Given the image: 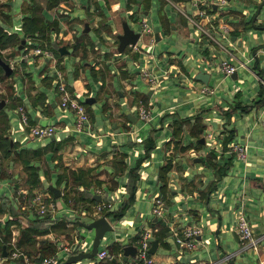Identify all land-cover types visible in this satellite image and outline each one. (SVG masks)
Returning a JSON list of instances; mask_svg holds the SVG:
<instances>
[{"label": "crops", "instance_id": "crops-1", "mask_svg": "<svg viewBox=\"0 0 264 264\" xmlns=\"http://www.w3.org/2000/svg\"><path fill=\"white\" fill-rule=\"evenodd\" d=\"M151 1L124 0L123 3L120 0H84L79 4L75 0H60L56 5L48 6L46 0L45 4H41L40 12L43 20L46 22L54 20L58 25L57 31L51 28L52 30L48 32V39L54 42L64 38L63 44L67 51L64 53L59 51L60 55H57L59 61L53 56L52 50L51 57L43 56L44 59L40 57L38 61L44 63L39 71L41 82L36 83L32 74L31 85H26L24 74H21L31 70L24 67L23 72L19 73L16 66L12 67L14 72L8 77L15 89L13 98H10L12 106H9V100L4 98L6 100L4 106L6 105L9 118L10 143L15 144L16 149L46 150L43 154L44 158H33L31 161L38 167V184L30 185L25 177V185H17V174L13 175L12 180L13 186L17 185V189L26 190L27 193L45 191L53 196L47 185L53 183L59 186L61 195L57 197V201L61 205L60 210L63 215L68 217L65 219L66 226H73L75 234H71V243L68 244L62 243L63 241L57 240L51 233L48 235L47 230H43L45 233L34 245V254L29 251L32 249L22 250L29 255V262L21 254L14 259L7 258L0 264H36L41 258L38 256L39 251L49 248L52 244H58L57 248L55 245V251L59 250L63 259L72 253V250L65 251L64 247L74 248V245L78 244L79 249H89L92 240L82 247L81 243L85 239L72 220L79 218L75 217V210L83 209L88 212L86 216L90 219L97 217L94 205L99 200L94 199L96 202H91L88 208H80L82 205L77 204L79 207L77 209L65 201L63 193L65 190L73 194L84 192L85 195L89 194L93 197L100 194V200L111 202L110 211L114 215L113 211L121 207L123 201L129 198L131 169L135 172L133 200L129 202L123 215L115 219L122 221L127 208L135 203L137 197L148 195L150 187L154 185L153 182L155 183L158 189L151 195L150 202L152 204L155 196H162L165 201V214L161 218L153 216L149 220V226L153 228L152 239L157 238L156 234L160 232L159 230H163L159 234V239L157 238L158 246L170 247L169 249L175 251L174 254L165 253L155 257L157 246L153 252L155 264L156 259L160 260L161 264L176 262L178 264H227L230 258L234 259V264H264V125L262 124L264 70L254 61V55L258 56L264 49L260 48L255 51V54H251L253 49L264 43V4L256 15L254 25L251 20L261 0H227L226 4H234L236 7L231 5L220 9L214 7L209 11L212 17H216L228 27L225 33L217 32L220 38L228 41V45L224 43L228 49H223L202 35L179 12L178 16L172 18L163 9V14L159 16V27L156 29L149 23L148 18ZM177 1H181L190 11L197 9L193 0ZM30 2V0L22 1V12L23 6ZM133 5L140 7L142 13L135 14L137 9ZM76 7L82 8L87 18L84 19L83 14H77L79 12ZM117 8L127 12L126 17L119 20L116 17ZM44 10L49 14L47 17ZM9 12L11 19L9 21L0 19V23L8 31L16 32L22 37L24 12L21 13V21L17 23L13 22L12 13ZM139 14L142 15L140 20ZM67 18L71 25L67 24ZM128 18L136 19V22L138 20L140 26L132 27ZM124 20L135 31H140L141 36L134 45H127L122 51H119L117 47L116 51L111 52V56L109 54V58H106L109 66L106 76H97L100 72L93 73L97 91L92 90L85 69L78 67L80 61L73 64V79L70 82L66 81L64 79L66 71L62 64L66 53H75L80 59H85V63L91 67L92 62L88 55L98 45L91 47L88 40L99 44L102 38L105 47L112 49L110 46L114 44L112 39L117 40L118 45L117 35L122 32ZM143 20L147 21L150 29H142ZM76 22L83 24L79 35L76 34L77 29L74 27ZM85 22L89 24L88 30H84ZM91 29L94 30L92 34L95 38L90 34ZM171 29L180 31L191 43L198 46L197 55L192 52L189 54L186 51L183 52L181 46L174 50H162L156 53L155 41L162 37L163 30L169 32ZM156 33L159 34L158 39H156ZM24 39L29 44V49L38 44L33 37ZM139 41L142 42L139 43ZM21 48L18 47V49ZM99 49L102 55L109 52V50L101 49L100 45ZM36 55L38 54L33 53L22 57L20 64H24V61L31 64ZM224 58L236 64L235 77L232 76L234 72L224 74L219 70V63ZM162 60L165 61V65H162ZM50 64L54 65L53 75H49L47 71ZM57 65L60 69H57ZM199 71L208 74L207 81L196 77ZM138 75L149 84L147 93L139 91L138 85L133 82ZM246 75L252 76V79L247 80ZM44 76L48 77L44 78ZM228 76L234 80L230 85ZM59 79L69 83L75 93L80 94L79 96L86 102L83 103L89 112V122L85 129L78 131L86 132L87 138L81 139L80 136L70 132V126L62 118H67L69 114L75 122V114L60 107L58 98H52L44 92L46 106L32 103L29 91H42L43 85L54 86L55 89ZM20 80L21 87L18 86ZM207 86L213 91L201 90ZM87 96L94 97V100L87 102L85 100ZM255 100L258 101L249 105ZM139 103L146 104L149 108L156 106L154 116L157 115L159 119L148 130L142 131V128L136 124L138 115L135 112L137 113ZM242 105L246 106L243 108ZM19 106L24 107L34 119V122L30 121V123L40 122L42 117L52 115L55 109L59 108L61 112L54 119L55 122L47 123L61 125V133H58L55 127V133L50 137H33L29 127L20 119ZM98 106L100 112L96 111ZM152 118L151 112V118L146 121H151ZM249 118H252V123L247 122ZM212 122H216L218 127H213ZM17 132L22 135L16 137L14 134ZM202 137L204 141L199 140ZM234 142L246 145L247 153L244 158L238 157L229 150L228 147ZM49 143L59 146L58 151H55L56 148L45 147ZM149 144L151 146L147 147ZM156 149H162L161 155L157 154ZM167 160L172 161V167L167 172V184L163 189L159 180V169ZM184 162H187L186 166ZM48 163L54 167L53 178L50 175ZM68 167L76 173L84 170L92 179H96V182L93 183V181L92 185L86 186L78 181L71 187L67 183L68 178L58 184L59 173H63V170ZM46 169H48L49 178L45 176ZM123 174L124 181L120 182L119 177ZM14 197L16 198L15 194ZM6 199H10L11 203L12 197H6ZM174 202H177L176 210L170 212L168 209ZM11 205L15 210H21L19 204L12 201ZM63 209L66 212L69 211V214L63 212ZM240 213L248 217L254 233L259 237L257 247L245 245L236 233L235 226ZM28 216L31 217L30 214ZM108 219L114 226L110 218ZM135 219H141V212H137ZM46 222H49L47 225H53L52 220ZM184 224L201 226L202 233L198 235V244L195 249H187L178 244L175 239L173 243L167 240L169 235L174 237L171 228L176 225L179 228ZM116 238L118 239L104 243L113 252L112 257L115 259L110 257V261L104 260L102 264H123L122 246L133 243V239L130 237V240L125 243L120 236ZM17 243L19 246L18 240ZM115 243L118 249L112 250L111 246ZM71 264L83 263L76 261ZM91 264L96 262L92 260Z\"/></svg>", "mask_w": 264, "mask_h": 264}, {"label": "rangeland", "instance_id": "rangeland-1", "mask_svg": "<svg viewBox=\"0 0 264 264\" xmlns=\"http://www.w3.org/2000/svg\"><path fill=\"white\" fill-rule=\"evenodd\" d=\"M4 1H7V0H0V3L4 2ZM22 1L23 0H10V7L7 6L6 4L2 3V6H0V16H1L0 19L2 20V17L4 15L7 16L8 15L7 12L11 11L12 17H13V22L14 23L20 22L22 14H23L22 9H21ZM45 1L46 0H33V2L36 4L35 12L39 13L38 8L40 7V10H41V4L42 5L45 4ZM75 1H77V3L80 4L84 0H75ZM123 1L124 0H120V2H123ZM230 5L232 7H236V5H234V4H230ZM230 5L226 4V5H224V7L227 8ZM133 7L135 9H137L135 11V14H137L138 12L142 13V9L140 7H136V5H133ZM163 9L166 10L168 12L169 16L172 18L178 16V11L176 10V8L173 7L167 1H165V0H152L151 1V8L149 9V12H148V18H149V23L152 24L156 29H158V27H159V22H160L159 16H160V14H163V12H164ZM76 10L79 12L77 14H83V18L84 19L87 18V15H86L85 11L82 10V8L76 7ZM43 12L45 14V17H47V15H49L46 10H44ZM126 13L124 10L123 11L119 10V8L116 9V17L119 20L122 17H126L125 16ZM40 14H41V12H40ZM130 16H133V15H130ZM141 16L142 15H140V14L138 15L139 20L141 19ZM66 21H67L68 25H71V22L68 21V18ZM128 22L134 28H138L140 26V22L138 20L136 22V19L132 20V19L128 18ZM151 22H153V23H151ZM38 24H39V22H38ZM74 25H75L74 26L75 29H77L76 34L79 35L81 30H82L83 24L80 25L79 22L78 23L76 22ZM93 31L94 30L91 29L90 34L93 35V38H95V35L92 34ZM47 34L49 35V33H47ZM45 35H46V33L44 35L40 34L36 38H33L34 41H37V43H38L37 45L43 46V45H41V43H44L48 40V37H46ZM219 38H220V36H219ZM86 39H88V38H86ZM220 39H221V41H223V43L228 45V41L226 39H223V38H220ZM66 41H68V40H66ZM112 41L114 42V44L110 45V46H112V49H107L105 47L106 45L104 44V39H102V38L100 39L99 44H97L96 42L92 43L91 41L88 40V43L91 45V47H92V45H98V47L95 48V50H92V52L88 55V57H90V61L92 62L91 67L85 63V59H80L75 53H73V52L72 53H66L65 58L62 62L63 69H65V71H66V78L64 77V79L68 82H70L73 79V75H72L73 64L76 61H80L78 67L79 68L82 67L85 69V72L88 75V79H89L90 86H91L92 90L97 91L98 87L96 86V81H94L95 77L93 76V73L97 74L98 72H100L102 75L100 73H98L97 76H101V77L102 76L104 77L107 75V73H108L107 71H108L109 66L107 65L106 58H109V54L111 56L112 55L111 52L116 51V49H117V40L114 41L112 39ZM141 42L142 41H139V43H141ZM49 43L52 45L50 47V49L53 51L55 46L64 45L63 43H65V39L60 38V40L58 39V41L57 40H55L54 42L49 41ZM19 44H21V41L19 42ZM99 45H100L101 49L103 48L105 51L109 50V52L108 53L106 52L104 55H102L100 53ZM178 46H181L182 51L183 52L186 51L187 54L192 52V53L197 55V50H199L198 46L191 43L180 31L175 30V29H171L169 32H165L164 30L162 31V37L155 41L154 51L156 53H158L162 50H174ZM25 51L26 50L22 51V48L18 49V45L16 46V45H14V42H11L10 45L7 47V49L4 50V53L7 55L9 54L8 55V56H10L9 59H11L13 61V64H14V66H16L18 68L19 73L23 72L22 69L24 67H26V69L31 70V72L21 73V74H24V79H26L25 80L26 85H31V83L33 82V80L31 79L32 74H33V79H35L36 83L38 81L41 82L39 71L43 67L44 63L42 61H38V59L42 56L39 54L36 55L34 57V61H32L31 64H28V62H26V61H24L25 62L24 64L23 63L20 64V61L23 57L22 54ZM53 56L56 58L57 61H59L58 56H57L56 52H54V51H53ZM258 56H259L258 64H260V68H262V70H264V51L259 53ZM42 59H44V58L42 57ZM254 61H255V59H254ZM161 62H162V65L166 64L165 61H163V60ZM36 63H38V64H36ZM50 63H52V62H50ZM53 67H54L53 64H50L47 67V71H49L48 72L49 75H53V73L55 71ZM57 69H60V67H58V65H57ZM240 75H242V74H240ZM46 77H48V76H44V78H46ZM251 77L252 76L246 75V78L249 81L252 79ZM228 78L229 79H227V80L229 81V85H230L231 82H233L234 80L231 78V76H228ZM9 82H11L10 78H7V79L3 80L2 82H0V87H2L1 89H2L3 93L5 92L4 86L6 85V83H9ZM133 82L136 85H138L137 88L140 89L139 91L146 92V93L148 92L149 84L144 81L142 76L138 75V77L133 79ZM18 86L21 87V80L18 82ZM8 90H9V88H8ZM13 90L15 91L14 87H13ZM41 90L43 92H46L48 95H51L52 98H55V97L57 98V94H56V91L54 89V86H47L46 87V85L45 86L43 85V86H41ZM2 92H0V98H4V97H2ZM33 93H35V90ZM5 99H10V96H6ZM45 106H46V103H45ZM155 109H156V106L150 107V110L153 114V118L151 121L143 120L140 117H138V119L136 120V124L142 128V131L146 130V129L148 130L150 128V126L153 123H155V121H157V119H159L157 115L154 116ZM47 110H49L48 106H47ZM96 111L100 112L99 106L96 108ZM60 112L61 111L59 108L55 109V111L52 115H47L46 117H42V119L39 123L40 124H46L48 121L55 122L54 119L56 117H58ZM70 114H72V113H70ZM135 114L137 115L136 112H135ZM62 120L65 123H68V125L71 128L70 132L73 135L80 136L81 139L88 137V134L86 132L78 131V130H76V128L74 129L75 122H74V119L69 114H68L67 118H62ZM247 122L252 123V118L247 119ZM54 124L56 127V131L58 133H61V131H60L61 125L58 124L56 126V123H54ZM212 125H213V127H218L216 122H212ZM144 133H146V132H144ZM14 135L16 137H18V136H21L22 133L20 135V133L17 132ZM45 147L56 148L55 151H58L57 149L59 148V146H56L52 143L51 144L49 143V145L47 144ZM19 149L20 148H18V149L12 148L10 153H5L6 151H4L2 145H0V159L2 160L1 164H0V169H2V171H0V176H1V178H0V197H4V198H6V197L11 198L12 197V201L15 202L16 204H19L20 201L22 203H25V201H26V200L25 201L19 200L20 197H18L19 194L16 192V190H17L16 186L18 184H21L22 186H24L25 185V177L27 174H28V176L30 174L29 166L25 165V162L23 163L22 161H20L22 159L23 153ZM33 150H37L36 154L33 153ZM156 151H157L158 155H161L162 149H156ZM45 152H46V150H43L41 148H38V149H30L29 148L28 150H26L27 154H25V155L27 156L28 159L29 158H41L42 159V158H44L43 154ZM44 163H42V164L44 165ZM186 164H187V162H184V166H186ZM48 165H49L48 166L49 170H51L50 175L53 178L54 174H55L54 169H53L54 167L50 163H48ZM63 171H64L63 172L64 174L68 175L69 179H68L67 183L70 184L71 187L75 186L76 182L74 180H75L76 175L74 173H72L71 167L70 168L68 167L67 169H64ZM47 173H48V169H46L45 176L47 178H49V175H47ZM14 174H17L18 180H17V185L13 186L14 182L12 180V177ZM119 181L120 182L124 181V174L119 177ZM153 184L154 185L151 186L149 189L148 195H145L144 197H142V196L137 197V200L135 201V203L127 208L126 213L122 218L123 219L122 221L117 220V219L113 218L112 216L109 217L111 222L114 223V226L112 229L105 231L103 237L101 238V245H103L104 243L111 242L114 239H118L116 237H119V236L121 237V240L126 243L130 240L131 235L133 233H135L138 229H140L142 227V225L143 226L144 225L149 226V220L154 216V214L152 212V204L150 202V197L158 189V187L157 188L155 187L156 185L154 182H153ZM195 186L196 185L194 184V187ZM12 192H13V194H12ZM14 194H15L16 198L14 197ZM68 195H78V192H76L74 194L68 193ZM7 200H9V199H7ZM19 206H20V204H19ZM176 206H177V202H174L168 210L170 212H174L176 210ZM20 208H21V210L12 209L9 211V208H7L6 204L5 203L2 204L0 202V240L5 241V244L9 243L12 240V236L14 234H15L16 238H19V236L21 235L19 230L24 229V228H25V235L24 236L21 235V237H22L21 250L32 249V250H29V251H31L32 254L35 253L34 245L36 244L37 239L42 237L43 234L45 233V232H43V230H47V232H49L48 235L51 233L54 238H56L57 240H60L61 242L63 241L62 243H68V244L71 243V234H73V233L75 234V232L72 228L73 226L72 227L66 226L65 220L62 219L53 225H47L49 222H46L47 221L46 219H40L39 218V217H44V216H39L34 212L29 213L27 209L23 210L22 207H20ZM25 210H26V212H25ZM64 211H65V209H63V212ZM75 211H76V214H81L79 216L75 215V217H79L80 219L85 220V221L90 220V217L86 216L88 214V212H85L86 215H83V212L81 210L80 211L75 210ZM137 212H141V219H139V220L135 219ZM66 213L69 214V211H67ZM27 214H30L31 217H29ZM61 214H62V212H61ZM9 218L14 220L15 223L10 224L8 226V225H6V223H7V219H9ZM41 220H45V221H41ZM130 220H133V221H130ZM75 224H77V223H75ZM75 227L79 228L81 235L85 239V241L81 243L82 247L85 246L86 244H88L89 242H91V240L93 239V235H94L93 229L85 228L79 224H77ZM233 236L235 237L234 233H233ZM21 237H20V239H21ZM27 237H32V240H30V242L28 244H25L27 242H25L26 240L23 242V240ZM173 239H174V237L172 235L167 236V240L169 242L173 243L172 242ZM235 239H236V237H235ZM236 241H237V243H239L237 239H236ZM55 245L57 248L58 244H54V245L52 244V246H50L49 248H46L45 250L43 249V250L39 251V255H44V254H48V253L53 252L55 250ZM18 247L20 248V245ZM172 247L174 248V245ZM169 248L170 247H165L163 245H159L157 250L154 253L155 257L161 256L165 253L174 254L175 251H173ZM197 250H199V249H197ZM37 253L38 252H36V254ZM78 261H80L83 264H91L92 258H82ZM156 264H161V261L156 259Z\"/></svg>", "mask_w": 264, "mask_h": 264}, {"label": "built area", "instance_id": "built-area-1", "mask_svg": "<svg viewBox=\"0 0 264 264\" xmlns=\"http://www.w3.org/2000/svg\"><path fill=\"white\" fill-rule=\"evenodd\" d=\"M170 3L176 10L186 18L187 22L193 25L197 30L208 39L214 41L223 49H228L227 46L221 41L217 32L225 33L227 32V25L216 19V17H212L209 13L214 7L216 9H220L223 7L227 0H193V3L197 6L196 11H190L186 8V6L177 0H165ZM215 5V6H214ZM142 29L148 30L150 29L146 20L142 22ZM33 53L39 54L42 57H51L52 51L49 47L34 45L30 49L28 48L23 54V57L32 55ZM9 63L12 67H14L13 61L9 59ZM237 66L235 63L231 62L228 59H222L219 63V70L224 74H231L235 72ZM264 82V81H263ZM69 83L64 81L63 79H59L56 84V94L58 98V104L64 109H68L69 111L75 114V127L77 130H83L86 128L89 122V113L85 108V104L82 98L78 93H75V90L70 87ZM203 92L213 91L210 87H203L201 89ZM137 115L143 120H148L151 118V110L150 108L143 103L137 104ZM18 111L20 113V119L22 123L29 127V132L33 137H50L55 133V124L54 123H46L40 124L39 122L30 123L28 113L26 109L22 106H19ZM264 125V119L262 120ZM229 150L233 152L240 158H244L247 153L246 145L239 142H234L230 144ZM16 192L23 197H26L27 191L22 189H17ZM17 194V195H18ZM18 195V197H20ZM21 200V197L19 198ZM10 201V199H9ZM25 201V200H23ZM12 203V200H11ZM20 207L23 209H27L29 213H36L39 216H44L49 214L51 220L63 215L61 214V205L59 201H57V197L52 196L48 192L38 191L33 193L29 200H26L25 203L20 202ZM111 202L105 200H99L95 203L94 209L96 211L97 216L100 214H105L107 219L109 216L114 215L112 213L106 214L102 213L103 210L110 211ZM83 215H86L87 212L85 209L82 210ZM152 212L156 218H161L165 214V201L162 196L157 195L153 198L152 201ZM77 216L81 214H76ZM109 220V219H108ZM113 227V225H112ZM236 233L238 234L240 240L245 245H249L252 247H257L259 244V237L254 233L251 222L248 217L244 213H240L238 215L236 226ZM173 232L175 241L181 246L187 247V249H195L198 244V235H201V226L198 224H184L179 228L177 225L171 228ZM139 233L137 237L134 238L133 243L136 246V250L134 254H129L125 260H122L123 264H155V259L153 256V252L150 251L152 237H153V228L150 226H142L140 229L136 231ZM135 233V234H136ZM134 235L131 236L133 238ZM18 238H16L15 234L12 236V240L6 245L7 254H2V248L0 249V263H4L7 258H17L21 254L24 255L25 258L30 261L29 255L20 250L17 243ZM64 246H62L63 248ZM79 248V246H78ZM90 249V248H89ZM65 251L73 252V248L64 247ZM86 250V249H84ZM106 257H112V254L108 252L107 244L101 245V240L98 245V249L96 254L92 257L94 262H97ZM63 257L59 250L54 253L44 255L37 261L36 264H59L62 261Z\"/></svg>", "mask_w": 264, "mask_h": 264}, {"label": "trees", "instance_id": "trees-1", "mask_svg": "<svg viewBox=\"0 0 264 264\" xmlns=\"http://www.w3.org/2000/svg\"><path fill=\"white\" fill-rule=\"evenodd\" d=\"M31 2L29 4H25L23 6V12H24V16H23V36H19L18 33L16 32H10L7 29H5L3 27V25L0 23V56L5 59L6 61L9 62V57L7 54L4 53L5 48H7L11 42H14V45H20L19 42L21 41V39L24 37H33L36 38L37 36H39L40 34L44 35L46 33V37H48V32L51 31L53 28V30L57 31L58 30V25L56 24V22H54V20L50 21V22H46L43 20L42 15L40 14V7L38 8L39 13L35 12L36 10V4L33 2V0H30ZM60 0H47V5L48 6H53L56 5ZM4 4H6L7 6H9V0L2 2ZM2 3H0V6H2ZM8 15H4L2 17V20L5 21H9L11 19V14L10 12H7ZM1 17V16H0ZM39 22V24H38ZM53 26V27H52ZM42 37V36H41ZM50 39H48L46 42L41 43V45L46 46V47H51L52 45L49 43ZM40 44V43H39ZM12 46V45H11ZM22 50H27L29 44L27 43V41H25V43H23L22 45ZM54 52H56L57 55H60L59 52V45L55 46L53 49ZM14 72V68L12 70L11 73L6 74L4 68L2 67V65L0 64V82H2L3 80L7 79L9 76H11ZM72 89L73 87L70 86ZM2 87H0V92H2ZM9 88V90H8ZM32 88H34V86H32ZM5 92H2V97H6V96H10V98H13L14 95V90H13V84L12 82L6 83V85L4 86ZM29 95L30 98L32 100V103L34 105L36 104H41L44 105L46 102V95L43 91H35V93L29 91ZM9 101V106H12V103L10 102V99H8ZM262 100V98H261ZM258 100H255L254 102L250 103L249 105H253L255 102H257ZM84 103H86L84 101ZM246 105H242V107L244 108ZM28 117L29 120L31 122H34V119L30 116V114L28 113ZM9 129V118H8V114L6 111V105L0 108V145H2L4 151H6L5 153H10L12 148H15V144H11L10 143V137L8 136V130ZM177 145V144H175ZM151 145H147V147H150ZM229 148V147H228ZM16 149V148H15ZM20 151H22L23 156L22 159L20 161H22L23 163L25 162V165L29 166L30 170V174L28 176V174L26 175V181L27 183H29L30 185H36L39 183V176H38V172H37V166L34 165L31 161L33 158H27V156L25 154L27 149L20 148ZM37 150H33V153L36 154ZM233 153V152H232ZM234 154V153H233ZM1 159H0V164H1ZM172 167V161L171 160H167L165 161L159 169V180L161 181V188L165 189L166 188V184H167V172L168 170ZM0 171H2V169H0ZM72 173H74L75 176V182L77 183L78 181H80L82 184H85L86 186L92 185V182L95 183L96 179H92L89 174H87L84 170H80L78 173H76L75 171H72ZM87 177V178H86ZM134 177H135V172L134 170L131 169V182H130V194H129V198L125 199L121 205V207H119L117 210H114V217L119 218L120 216L123 215V212L125 210V208L128 206L129 202L133 200V196H134ZM1 178V176H0ZM63 179H68V175L64 174V173H59L58 175V179H57V183L59 184ZM68 181V180H67ZM72 190V189H71ZM70 191V190H69ZM28 195L26 197H23L20 194L21 200H29L30 197L33 195L32 192L29 191V193H27ZM63 197L65 199V201H67V203L72 204L73 207L79 209V207L77 206V204H81L82 206H80V208H88L87 206L90 207V203L91 202H96L93 197V195H85L84 192H80L78 193V195H68V191L65 190V192L63 193ZM164 195V194H163ZM0 202L2 204H6L7 208H9V211L14 209L13 205H11L10 201L7 200L4 197H1ZM21 202V201H20ZM88 204V205H86ZM15 210V209H14ZM24 210V209H23ZM26 212V210H25ZM102 213H106L109 214L111 213V211H107V210H103ZM28 215V214H27ZM49 217V218H48ZM40 219H46L48 221H51V217L49 214L44 215V217H39ZM65 220L68 219V217L66 215H61L57 218H55L54 220H52L53 224L60 221V220ZM13 221V222H12ZM41 221H45V220H41ZM14 220H12L11 218L7 219V223L6 225H10V224H14ZM21 235L24 236L25 235V228L19 230ZM160 231V232H159ZM156 234V237L159 239V234L163 231V230H159ZM21 235L19 236L18 242L19 245L21 244L22 241V237ZM139 235V233L137 232L135 234V236L132 238L134 240L135 237H137ZM21 237V239H20ZM26 240V241H25ZM32 240V237H27L23 240V242H28ZM5 244V241L0 240V249L3 247V245ZM162 244H167L166 242H162ZM6 245H8V243H6ZM117 244L115 243V245L111 246L110 248L112 250L118 249V247L116 246ZM55 250L51 253H54ZM108 252L113 254V252H111V250L108 249ZM48 253V254H51ZM48 254H44V255H48ZM44 255H39V257H42ZM104 260H109V257H106L104 259H101L99 261L96 262V264H102V262ZM110 261V260H109Z\"/></svg>", "mask_w": 264, "mask_h": 264}, {"label": "water", "instance_id": "water-1", "mask_svg": "<svg viewBox=\"0 0 264 264\" xmlns=\"http://www.w3.org/2000/svg\"><path fill=\"white\" fill-rule=\"evenodd\" d=\"M263 4H264V0H261L257 5L256 11H255V13L252 17V20H251L253 25H254V20L256 18V15L259 13ZM256 26L260 27L261 25H256ZM88 29H89V24L87 22H85L84 30H88ZM140 36H141V32L135 31L132 27L129 26L127 21L124 20L122 22V32L117 35L118 40H119L118 45H117L118 50L122 51L127 45H134L138 41ZM158 38H159V34L156 33V39H158ZM24 41H25V39L22 38L21 44L18 45L19 48L22 47ZM263 47H264V43L262 45H259L255 49H253L252 54H255V51L259 50L260 48L264 49ZM59 51L61 53H64L67 51V49L64 45H62L59 47ZM254 58H255L256 63H258L259 57L257 55H254ZM0 64L4 68L6 74L11 73L12 66L10 65V63L8 61L3 59L1 56H0ZM232 76L233 77L236 76V71L232 74ZM196 77L201 79V80L207 81L208 74L204 73L202 71H199L196 74ZM85 100L87 102H91L94 100V97L87 96L85 98ZM5 101L6 100L4 98H0V107L4 106ZM199 140L204 141V138L202 137ZM47 187H48V189H50L52 191L54 197H58L61 195V188L59 186H57L53 183H49L47 185ZM94 198L100 200L101 195L100 194L94 195ZM72 221H74L75 223H77V224H79L85 228L94 230V235H93L91 247H90V249L83 250V249L78 248V246H79L78 244H75L74 248H73V252L70 253L69 255H67L59 264H71V263H74V262H76L82 258H92L97 252L99 242H100L101 238L103 237L105 231L113 228L112 224L107 219L105 214H100L97 217L90 219L89 221H85V220H82L80 218H76L75 220H72ZM157 246H158V239L153 238L152 242H151L150 251L154 252L156 250ZM5 247H6L5 245H3V247H2V254L3 255L7 254ZM122 250H123V259L125 260L129 254H134V252L136 250V246L133 243H126L122 246ZM112 258H114V257H112ZM174 264H178V263L176 262ZM227 264H234V259L230 258L228 260Z\"/></svg>", "mask_w": 264, "mask_h": 264}]
</instances>
